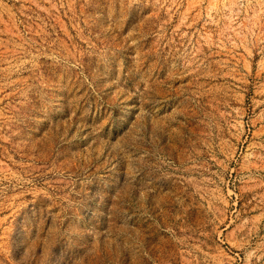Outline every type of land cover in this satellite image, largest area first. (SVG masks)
Returning a JSON list of instances; mask_svg holds the SVG:
<instances>
[{
  "label": "rangeland",
  "instance_id": "obj_1",
  "mask_svg": "<svg viewBox=\"0 0 264 264\" xmlns=\"http://www.w3.org/2000/svg\"><path fill=\"white\" fill-rule=\"evenodd\" d=\"M0 264H264V0H0Z\"/></svg>",
  "mask_w": 264,
  "mask_h": 264
}]
</instances>
